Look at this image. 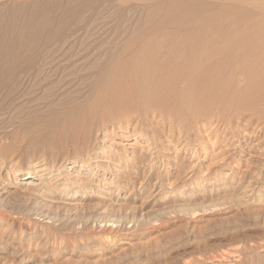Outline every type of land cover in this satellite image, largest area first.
Wrapping results in <instances>:
<instances>
[{"label": "rangeland", "instance_id": "rangeland-1", "mask_svg": "<svg viewBox=\"0 0 264 264\" xmlns=\"http://www.w3.org/2000/svg\"><path fill=\"white\" fill-rule=\"evenodd\" d=\"M0 24L78 31L2 96L0 264H264V59L209 62L207 121L185 116L212 97L190 107L175 60L183 41L263 40L264 0H0Z\"/></svg>", "mask_w": 264, "mask_h": 264}, {"label": "bare ground", "instance_id": "bare-ground-1", "mask_svg": "<svg viewBox=\"0 0 264 264\" xmlns=\"http://www.w3.org/2000/svg\"><path fill=\"white\" fill-rule=\"evenodd\" d=\"M91 11V10H90ZM89 12V11H88ZM1 25V24H0ZM8 28L12 27L13 24H6ZM22 28H21V32H20V35H15L14 34H9L7 35L6 37L3 36V32L0 30V102H2V96L5 92H11L10 94L13 95L14 92H16L18 90V87L22 84H20L23 80L25 79H30L32 80L34 77L36 78H39L43 75V73L45 72V67L48 65L45 63V61H48V60H57V58L59 57H64L65 55H69V53L71 52H75V45L74 46H71L72 43L70 44V41L72 40V42L74 41L73 39H75V36L78 34V31L75 30V29H72V30H69L67 31L66 33L63 31V28L65 30V26L62 28V27H59L57 28L56 27V30L54 28V32L52 31V33L54 35H45L44 33H42L41 31H39L38 29V26H35V27H30L31 29L30 30H26L27 28V25L26 24H22ZM262 26V25H261ZM42 27V26H41ZM88 27V26H87ZM46 28V27H44ZM86 28V27H85ZM32 29H35V30H32ZM249 29V27H248ZM83 30V29H82ZM257 30V29H256ZM261 30V29H260ZM104 31V30H103ZM251 31V29H250ZM264 32V31H263ZM51 33V32H49ZM241 33V32H240ZM254 33V32H253ZM236 34V33H235ZM262 34V33H261ZM33 35V37H32ZM45 35V36H44ZM240 36V35H238ZM262 36V35H260ZM61 37H63V39H61ZM264 37V36H263ZM56 38H58L59 40H57ZM262 38V37H261ZM3 39H8L7 43H6V47H7V53L8 55L6 57H1L2 56V52H3ZM57 41H56V40ZM233 39V38H232ZM76 40V39H75ZM239 40V39H238ZM260 40V39H259ZM262 40V39H261ZM260 40V41H261ZM194 41V40H193ZM193 41H183L181 42V44H177L178 46V54L179 57L176 58L175 57V60L181 58V56H186L187 58L190 57V59L188 61H185L184 63L182 64H179V65H173V68L176 66V69L178 70V68L182 71V75H186L185 73L187 72V76L184 77V79H182L183 81V84L185 85V89L184 90L185 92L183 93L182 91L181 94L183 93L182 97H184V100L185 102L187 101L189 106L191 107L192 105H194L196 102H198L200 99V97L197 99L195 97V93L199 94V92H204L206 94H208L207 98L209 97V95H211V97L213 96L212 93H215L212 92V89H215L214 87H216L218 84H220V82L217 84L218 80L216 81L213 76L216 74V71H215V74L212 76V80H215L216 84L215 83H212L211 86L207 85L205 83V79L207 78V76L209 77L210 74H208L209 72L212 73L214 71V69L212 68V72L210 71L211 70V67H210V64L209 62L215 60V62L219 61V59L222 57V56H229L230 59L232 60L235 59V56L237 57V59H244V63L247 65V66H250V67H253V72H255L256 74V71L258 72L259 71V66H257L256 63V60L257 62H259L261 59H264V39L262 40V42L260 43V41L256 42L255 45H253V42L250 44L251 41H249V44H246L242 41H227L225 43H220L222 45H215L211 42H209V40L207 41H200V42H193ZM213 41V40H212ZM256 41V40H255ZM219 42V41H218ZM74 43H76L74 41ZM173 43V42H172ZM217 43V42H216ZM169 45V44H168ZM171 45V44H170ZM174 45V44H173ZM165 46V45H164ZM167 46V45H166ZM176 46V47H177ZM176 47H175V50H176ZM73 48L75 50H73ZM83 48H85L83 46ZM160 48V47H159ZM167 49V48H166ZM80 50V49H79ZM159 50V49H158ZM163 50V49H162ZM171 50V49H170ZM180 50V51H179ZM106 51V50H105ZM150 51V50H149ZM158 53V52H157ZM169 53V52H168ZM59 54V55H57ZM99 54V53H98ZM171 54V52H170ZM173 54V53H172ZM171 54V55H172ZM235 54V55H233ZM176 55V53H175ZM102 56V55H101ZM170 56V55H169ZM168 56V57H169ZM232 56V57H231ZM234 56V57H233ZM185 57V58H186ZM53 58V59H52ZM172 58V57H171ZM226 58V57H225ZM225 58H221V59H225ZM89 59V58H88ZM165 59V58H164ZM168 59V58H167ZM170 59V58H169ZM168 59V61H169ZM220 59V60H221ZM226 59H229V58H226ZM70 60V59H69ZM171 60V59H170ZM174 59H172V61L170 62H174L175 61ZM255 60V61H254ZM259 60V61H258ZM87 61V60H86ZM89 61V60H88ZM167 61V60H166ZM233 61V60H232ZM252 61V62H251ZM263 61V60H262ZM165 62V60H164ZM163 62V63H164ZM214 62V61H213ZM212 62V63H213ZM220 62V61H219ZM222 62V61H221ZM231 62V61H230ZM14 63V64H13ZM53 63V62H52ZM73 63V62H72ZM166 63V62H165ZM164 63V64H165ZM179 63V62H177ZM224 63V61H223ZM226 63V61H225ZM224 63V65H226ZM234 63V62H233ZM232 63V64H233ZM243 63V64H244ZM46 64V65H45ZM71 64V62H70ZM88 64V63H87ZM162 64V65H164ZM219 64V63H218ZM161 65V66H162ZM167 65V64H166ZM168 65H170L168 63ZM215 65V64H214ZM217 65V63H216ZM223 65V64H222ZM231 65V64H230ZM237 65V63H236ZM240 65V64H239ZM242 65V64H241ZM245 65V66H246ZM70 66V65H69ZM73 66V65H71ZM75 66V65H74ZM121 66V65H120ZM165 66V65H164ZM172 66V65H171ZM220 66H221V63H220ZM229 66V65H228ZM235 66V64H234ZM244 66V67H245ZM79 67V66H78ZM163 67V66H162ZM168 67V66H166ZM170 67V66H169ZM215 67V66H214ZM219 67V66H218ZM233 67V65L231 66ZM229 67V68H231ZM243 67V66H242ZM45 68V69H44ZM70 68V67H69ZM68 68V69H69ZM74 68V67H73ZM185 68V69H183ZM210 68V69H209ZM224 68H226L224 66ZM221 67V69H224ZM228 68V67H227ZM234 68V67H233ZM246 68V67H245ZM166 69V68H165ZM172 69V67H171ZM175 69V68H174ZM221 69L218 68V71ZM232 69V68H231ZM264 69V68H263ZM168 70V69H167ZM166 70V71H167ZM179 70V71H180ZM216 70V69H215ZM226 70V69H225ZM229 70V69H227ZM240 69H239V66H236L235 67V70H232L231 71V74H236V72H238ZM247 70V68H246ZM245 70V71H246ZM85 71V70H84ZM181 71H180V74H181ZM251 71V70H250ZM261 71V70H260ZM92 72V71H91ZM163 72V71H162ZM183 72H185L183 74ZM226 72V71H225ZM229 71H227L228 73ZM176 73V72H175ZM174 73V75H175ZM178 73V72H177ZM219 73V72H217ZM242 73V72H240ZM47 74V73H46ZM164 74V73H163ZM166 74V73H165ZM173 74V73H172ZM229 74V73H228ZM243 74V73H242ZM240 74V76L242 75ZM254 74V75H255ZM65 75V74H64ZM171 75V74H170ZM174 75H172V79H174ZM179 75V74H178ZM212 75V74H211ZM245 75V74H243ZM253 75V74H252ZM253 75V76H254ZM258 77L256 76V78L254 77V81H253V85L255 84V81L256 80H261L262 81V87L264 86V76L260 75L259 73L257 74ZM260 75V76H259ZM70 76V75H69ZM84 76V75H83ZM162 76V75H161ZM177 76V74H176ZM217 76V75H215ZM246 76V75H245ZM249 76V74L247 75V77ZM68 77V76H67ZM72 77V76H71ZM164 77V76H163ZM168 77L165 76V78ZM170 77V76H169ZM179 77V76H178ZM203 77H206L203 79ZM228 77V76H227ZM230 77V76H229ZM234 77V76H233ZM251 77V76H250ZM43 76H42V80H43ZM49 78V76H48ZM70 78V77H68ZM176 78V77H175ZM180 78V81H181V77ZM179 78L176 79V81L178 82ZM211 77H209V80ZM170 79V78H169ZM208 79V78H207ZM34 80V79H33ZM32 80V81H33ZM35 80H38V79H35ZM40 80V78H39ZM41 80V81H42ZM45 80V79H44ZM47 78L44 82L47 83ZM68 79L66 78V81ZM70 80V79H69ZM209 80H206V82ZM221 80V79H220ZM40 81V82H41ZM164 82H166V80L163 79ZM169 81H172V80H169ZM167 81V82H169ZM175 81V82H176ZM179 81V82H180ZM234 81V80H233ZM250 81V80H249ZM26 82V81H25ZM36 82V81H35ZM68 82V81H67ZM70 82V81H69ZM86 82V81H85ZM214 82V81H213ZM46 83H43L42 81V84H46ZM50 83V82H49ZM172 83V82H170ZM228 82H226L227 84ZM231 83V82H229ZM258 82L256 81V86L255 87H259V85L261 86V83L259 81V85L257 84ZM37 84V83H36ZM173 84V83H172ZM171 84V85H172ZM179 84H182V83H178L177 85ZM225 84V83H224ZM225 84V85H226ZM251 84V82H250ZM24 85V84H23ZM29 85V84H28ZM83 85V84H82ZM175 85V84H173ZM224 85V87H225ZM231 85V84H230ZM39 86V85H38ZM41 83H40V90H42L43 86L41 87ZM48 86V85H47ZM181 86V85H180ZM223 86V85H222ZM221 86V87H222ZM228 86V85H227ZM23 87V86H22ZM159 87V86H158ZM176 87V86H174ZM223 87V88H224ZM21 88V86H20ZM19 88V89H20ZM46 88V86H45ZM218 88V87H217ZM220 88V87H219ZM231 88V87H230ZM222 89V88H220ZM219 89V90H220ZM232 89V88H231ZM247 89V88H246ZM255 89V88H254ZM260 89V88H259ZM5 90V91H4ZM218 90V91H219ZM223 90V89H222ZM239 90V89H237ZM245 90V89H244ZM255 90H258V89H255ZM152 91V90H151ZM234 91V90H233ZM175 92V91H174ZM225 92V90H224ZM258 92V91H256ZM254 92V93H256ZM17 93V92H16ZM169 93V92H168ZM176 93V92H175ZM200 93V94H201ZM239 93V92H237ZM164 94V93H163ZM223 94V93H222ZM252 94V93H251ZM257 94V93H256ZM255 94V97H257L258 95ZM259 96H261V93L259 92L258 93ZM173 95V93H172ZM204 95V94H203ZM233 95V94H232ZM264 95V94H262ZM174 96V95H173ZM200 96V95H199ZM229 96V95H228ZM9 97V95H8ZM8 97H5V98H8ZM171 97V96H170ZM177 97V96H176ZM182 97L180 99H182ZM201 97H202V94H201ZM205 97V96H204ZM233 97V96H232ZM238 97V96H237ZM250 97V96H249ZM254 97V96H253ZM264 96H262L263 98ZM175 98V97H174ZM187 98V100H186ZM203 98V97H202ZM214 98V97H212ZM212 98H209V100H206L208 101L209 106H211L210 108H203L201 109L199 106H196V107H199L200 110H195V108H189L188 109H185L184 110V114L186 117L189 118H192V119H199V118H204L205 121H207V119L205 118H211V117H214L216 116L215 113H211V110L212 108L214 107L215 109H217L216 107H219V106H223L221 104H223L224 102H222L221 100H217L216 98L212 99ZM221 98V97H220ZM259 98V97H258ZM257 98V99H258ZM261 98V97H260ZM167 100H169L168 98H166ZM165 99V100H166ZM249 99V98H248ZM257 99H255V103L258 101ZM5 100V99H4ZM164 100V101H165ZM175 100V99H174ZM177 100V99H176ZM183 100V99H182ZM198 100V101H197ZM202 100V99H201ZM200 100V101H201ZM205 100V98H204ZM203 100V101H204ZM264 100V99H263ZM157 101V100H156ZM180 101V100H179ZM199 101V102H200ZM204 101V102H206ZM215 101V103H214ZM225 101V100H224ZM230 101V100H229ZM260 101V100H259ZM173 102V101H172ZM185 102L183 103V105L185 104ZM192 102V105H190V103ZM234 102V101H233ZM243 102V101H242ZM254 102V101H253ZM5 103V102H4ZM159 103V102H158ZM232 102H230L231 104ZM246 103V102H245ZM258 103V102H257ZM256 103V104H257ZM262 103V102H261ZM260 103V104H261ZM156 104V103H155ZM169 104V103H167ZM228 104V103H227ZM264 104V103H263ZM170 105V104H169ZM205 105V104H204ZM207 105V103H206ZM205 105V106H206ZM250 105V104H249ZM248 105V106H249ZM259 105V104H257ZM164 106V104H163ZM167 106V105H166ZM175 106V105H174ZM179 106V105H178ZM185 106V107H186ZM208 106V105H207ZM208 106V107H209ZM233 106V105H232ZM237 106V105H236ZM108 107V106H107ZM165 107V106H164ZM177 107V106H176ZM180 107V106H179ZM238 107V106H237ZM256 107V105H255ZM255 107H253V111L255 113ZM1 108V107H0ZM178 108V107H177ZM176 108V109H177ZM243 108V107H242ZM241 108V110H242ZM214 109V110H215ZM219 109V108H218ZM217 109V110H218ZM229 109V107H228ZM244 109V108H243ZM252 109V108H251ZM257 109V108H256ZM160 110V109H159ZM213 110V111H214ZM169 111H167L168 113ZM223 113V112H222ZM243 113V112H242ZM263 114V113H262ZM88 115V114H87ZM219 116V115H218ZM185 117V119H186ZM261 117V116H260ZM85 119V118H84ZM195 121V120H194ZM208 121H211V120H208ZM196 122V121H195ZM199 122V121H198ZM189 124H191V122H189ZM195 124V123H194ZM190 130V128H189ZM188 130V131H189ZM193 132V131H192ZM188 135V134H187ZM43 165H41L40 167L42 168ZM40 167H36V169H39ZM85 167V166H84ZM22 172L18 169H15L14 170V174L15 176H18V175H24L23 173L21 174ZM26 176V175H24ZM37 177V175H35ZM33 176L31 175H28L26 177V179H32Z\"/></svg>", "mask_w": 264, "mask_h": 264}]
</instances>
